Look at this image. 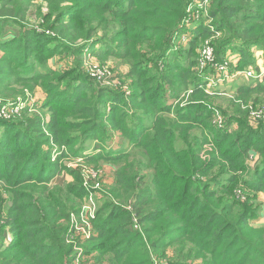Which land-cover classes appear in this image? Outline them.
I'll return each instance as SVG.
<instances>
[{
	"label": "trees",
	"instance_id": "16d2710c",
	"mask_svg": "<svg viewBox=\"0 0 264 264\" xmlns=\"http://www.w3.org/2000/svg\"><path fill=\"white\" fill-rule=\"evenodd\" d=\"M193 1L0 0V27L13 30L0 40V95L46 79L36 70L43 57L72 55L79 67L88 47L99 59L122 62L131 79L125 96L79 71L64 72L59 83L40 86L47 114L25 113L16 123L0 118V264H69L70 215L86 191L60 159L84 140L109 147L107 126L130 150L88 157L116 163L111 188L96 191L95 236L80 244L94 264H156L152 253L171 247L177 252L170 264H264V230L251 225L257 207L234 199L239 186L264 193V123L251 128L235 105L214 128L216 108L195 61L200 43L219 34L217 62L231 52L237 71L253 66L254 51L264 54V0H208L207 16L186 28ZM33 2L45 4L37 22L51 35L27 26ZM185 28L192 31L187 47L174 52ZM168 88L177 100L188 91L186 100L168 104ZM257 93H264L263 81L238 88L235 99ZM49 144L61 156L52 159ZM250 154L260 164L247 179ZM63 171L73 183L52 184Z\"/></svg>",
	"mask_w": 264,
	"mask_h": 264
},
{
	"label": "rangeland",
	"instance_id": "374dc122",
	"mask_svg": "<svg viewBox=\"0 0 264 264\" xmlns=\"http://www.w3.org/2000/svg\"><path fill=\"white\" fill-rule=\"evenodd\" d=\"M31 10L28 13V24L27 26L31 30H35L39 33L44 32L45 34L51 35V32L44 30L40 27V23L37 22V11L39 10L40 13L47 12V8L45 4L42 2H33L31 6ZM189 28V27H188ZM212 30H214L212 28ZM13 30L9 29L8 27L4 29V27H0V40L7 34H12ZM192 35V31L189 29H183L180 31L178 35L175 36L173 41V51L179 52L181 50H185L187 47L190 38ZM219 34L211 36L205 40H203L196 50V57L195 61L200 58L199 51H201V47L205 43H210L211 45L217 44L219 42ZM98 46L95 47L98 50ZM91 47H88L84 50L83 54L81 55V62L76 67V58L72 55L67 54H58L50 57H43L41 58L42 64H38L36 70L46 75V79L38 81L37 85H34L33 82L24 83L25 85L17 86L15 92L9 93L4 92L0 95V111L9 112L10 108L17 107L18 111L17 114L9 116L7 119L8 122H19L23 114H27L28 118L36 116L38 114H47L45 110L40 109L43 104H45L46 93L40 87L42 84H49L50 82L59 83L61 80V76L64 72H69L72 70H76L75 73L78 74V71L93 80L98 86L103 89H107L110 91H118L123 93L125 96L131 94V79L126 75L128 72V68L122 62L114 58H105L99 59L96 57L91 51ZM0 56H2V52H0ZM235 54L231 52H227L225 58L223 59V63L227 65L228 74L234 75L238 73L237 76L233 78H229L228 81L221 84L222 86L216 88H206V92L211 95V103L214 104L216 111L214 112L212 118L210 119L211 124L216 129H221L225 123V119L227 116L232 114V110H234L235 105L239 107L241 110V115L245 116L247 119L248 124L251 128L256 129L260 124L253 122L250 119V114L254 113L258 109L264 108V93H257L252 97L249 101L243 102L242 100H236L235 91L232 89H238L243 86L233 85L231 88L230 82L234 79L239 78L241 81H250L251 83L248 85H244L245 87L251 86L252 84H256L258 81H261V78L257 79H250L244 75L242 72L251 71L248 67L242 71H237L235 66H237V62L235 61ZM196 70V68H195ZM197 67V73H198ZM55 75V78L53 77ZM254 74V72H252ZM255 75V74H254ZM258 76V75H256ZM246 78V79H245ZM75 80H72L68 85L71 86ZM66 84L63 82L60 84V88L63 89ZM31 88L32 90L28 89ZM226 88V89H225ZM21 90V91H20ZM189 90V89H188ZM187 92H182L179 96V100L172 98V93L167 89L165 95V101L170 104L174 105L177 103H182L186 100ZM218 109V110H217ZM226 114V117L222 114ZM47 115H45L44 119ZM225 118V119H224ZM260 123V122H259ZM222 126V127H221ZM231 128L236 129V125L231 126ZM107 135L109 138V147L106 148L119 152L120 150H130L129 143L126 139H122L117 133L108 129L107 126ZM99 145L100 147L96 146ZM47 147L52 149L51 158H55L56 156H61V152L57 150L53 145L49 144ZM46 147V148H47ZM102 147L101 142H95L94 140H84L79 142L76 146L72 147L69 151H64V157H61L60 163L66 167L68 170H72L73 172H78L82 178V183L84 178H88L91 182L95 184L101 185L102 192H106L111 188L112 182L114 180L115 174V167L116 163H110L105 161H97L92 162L88 159V157L93 156V154H100L104 149ZM107 151V150H106ZM132 151V150H131ZM99 152V153H98ZM109 152V151H107ZM247 164V174H244V177L249 179L253 172L258 168L260 164L259 157L255 154H250L246 160ZM88 170L96 172V176L89 173ZM59 183L61 186H66L68 184L73 183V178L69 175L66 171L60 173L53 181L52 184ZM3 192L0 187V193ZM101 194V192H98ZM244 197L241 200L238 196ZM98 194V195H99ZM234 199L240 202H245L247 199H251L249 202H253L254 206L257 207L258 214L256 217L251 221V225L255 229H262L264 230V193H251L250 191H246L242 186H239L234 193ZM99 206L101 205V198L99 199ZM176 248L171 247L168 248L165 253H152L153 259L156 264H170L174 256L176 255ZM161 254L162 256H159ZM74 255H68L69 263L73 264L71 258ZM87 256V255H85ZM94 264L95 256H89ZM107 263V262H105Z\"/></svg>",
	"mask_w": 264,
	"mask_h": 264
},
{
	"label": "built area",
	"instance_id": "2783aa9c",
	"mask_svg": "<svg viewBox=\"0 0 264 264\" xmlns=\"http://www.w3.org/2000/svg\"><path fill=\"white\" fill-rule=\"evenodd\" d=\"M209 1L208 0H194L193 3L187 9L186 18L183 21V26L188 28L192 25L197 19L201 16H207ZM200 58L198 60V72L203 76L205 80V87L207 89L212 88L213 86L221 85L228 81L229 78H233L238 75L228 74L227 65L223 62H217L214 54L213 46L210 43H205L199 51ZM212 70L214 73L212 75L205 74L206 69ZM242 75L250 78L257 79L261 78L264 83V74L258 76L252 74L250 71H245L241 73ZM18 108L12 107L10 111L4 112L0 111V118L7 119L9 116L17 114ZM250 119L255 123H264V108L258 109L254 113L250 114ZM222 127V126H221ZM89 173L96 176V172L88 170ZM91 181L88 178H84L82 183L83 188L86 191L83 202L80 205L79 209L71 213L70 215V227L67 233L66 243L72 246V255L73 264H93L92 260L85 256L83 251L80 248V244L86 240L91 239L95 236V232L92 226V222L95 219L97 211V192L101 190V185L90 183ZM240 195V193H238ZM241 200L244 199L243 196H238ZM134 229H138L137 222L133 220ZM71 264V263H69Z\"/></svg>",
	"mask_w": 264,
	"mask_h": 264
},
{
	"label": "crops",
	"instance_id": "0c3cea01",
	"mask_svg": "<svg viewBox=\"0 0 264 264\" xmlns=\"http://www.w3.org/2000/svg\"><path fill=\"white\" fill-rule=\"evenodd\" d=\"M254 58H255V64L253 66H249L248 68L251 69V71L254 72L255 75L264 74V54H263V52L260 50H255L254 51ZM250 81H252V80L246 79V81L240 82L239 78H237V79H234L232 82H230L231 83L230 86H231V88L233 87V85H239V84H240L239 86H244V85L250 84L251 83ZM254 85L255 84H252L251 86H254ZM220 86H222V85H217V86H213V87L216 88V87H220ZM235 90L236 89H232V91H235Z\"/></svg>",
	"mask_w": 264,
	"mask_h": 264
}]
</instances>
